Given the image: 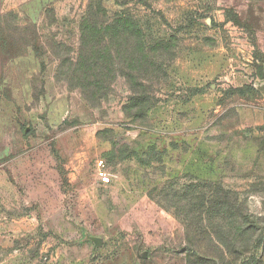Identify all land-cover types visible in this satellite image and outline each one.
Returning <instances> with one entry per match:
<instances>
[{"label": "rangeland", "instance_id": "1", "mask_svg": "<svg viewBox=\"0 0 264 264\" xmlns=\"http://www.w3.org/2000/svg\"><path fill=\"white\" fill-rule=\"evenodd\" d=\"M0 264H264V0H0Z\"/></svg>", "mask_w": 264, "mask_h": 264}, {"label": "built area", "instance_id": "2", "mask_svg": "<svg viewBox=\"0 0 264 264\" xmlns=\"http://www.w3.org/2000/svg\"><path fill=\"white\" fill-rule=\"evenodd\" d=\"M99 165H102V163ZM97 177H98L99 183L101 185H108L110 183L109 176L105 172H103L102 170H98Z\"/></svg>", "mask_w": 264, "mask_h": 264}]
</instances>
